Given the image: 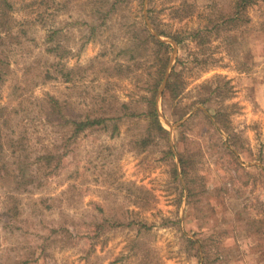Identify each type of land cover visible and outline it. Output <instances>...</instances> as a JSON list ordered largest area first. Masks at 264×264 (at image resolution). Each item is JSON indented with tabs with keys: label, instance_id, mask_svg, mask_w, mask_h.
Here are the masks:
<instances>
[{
	"label": "rangeland",
	"instance_id": "374dc122",
	"mask_svg": "<svg viewBox=\"0 0 264 264\" xmlns=\"http://www.w3.org/2000/svg\"><path fill=\"white\" fill-rule=\"evenodd\" d=\"M0 264H264V0H0Z\"/></svg>",
	"mask_w": 264,
	"mask_h": 264
},
{
	"label": "trees",
	"instance_id": "16d2710c",
	"mask_svg": "<svg viewBox=\"0 0 264 264\" xmlns=\"http://www.w3.org/2000/svg\"><path fill=\"white\" fill-rule=\"evenodd\" d=\"M101 121H103V120L102 119H94V120L83 121V122H80L78 128L79 129H84V128H86L89 125H92L94 123H99Z\"/></svg>",
	"mask_w": 264,
	"mask_h": 264
},
{
	"label": "water",
	"instance_id": "95a60500",
	"mask_svg": "<svg viewBox=\"0 0 264 264\" xmlns=\"http://www.w3.org/2000/svg\"><path fill=\"white\" fill-rule=\"evenodd\" d=\"M168 77V73H167V75H166V78Z\"/></svg>",
	"mask_w": 264,
	"mask_h": 264
}]
</instances>
